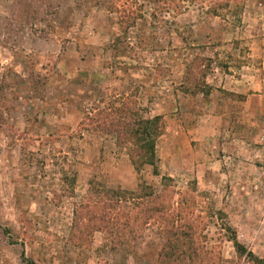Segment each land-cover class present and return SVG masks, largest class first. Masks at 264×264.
Listing matches in <instances>:
<instances>
[{"label":"rangeland","instance_id":"rangeland-1","mask_svg":"<svg viewBox=\"0 0 264 264\" xmlns=\"http://www.w3.org/2000/svg\"><path fill=\"white\" fill-rule=\"evenodd\" d=\"M116 3L0 0V264H264V0ZM124 96L163 119L158 176L83 125ZM140 184L159 219L74 227L92 185Z\"/></svg>","mask_w":264,"mask_h":264},{"label":"trees","instance_id":"trees-1","mask_svg":"<svg viewBox=\"0 0 264 264\" xmlns=\"http://www.w3.org/2000/svg\"><path fill=\"white\" fill-rule=\"evenodd\" d=\"M120 3L121 0H115ZM155 2L164 3V5L171 4L174 7V11L179 13V3H198L201 2L206 5L205 14H211L218 16V12L225 10L229 11V8L239 5L240 0H154ZM167 1V2H166ZM116 3L115 13L120 16V19L125 14L122 5ZM156 3V4H157ZM234 5V6H233ZM122 23V22H121ZM125 24V23H124ZM121 26V25H120ZM195 91L198 90L197 85L194 86ZM195 91L194 94H197ZM204 91V87L200 89ZM204 95V94H203ZM120 106L115 107L108 105L105 109H94L96 115L93 116V112L88 110L82 119L83 125L93 129V123L97 125L94 129L100 132H107L109 135H113L116 140V146L118 148H125L128 153L129 159L135 170H139L142 166H150L153 169V174L158 176L157 157L155 152L154 141L164 131V123L161 116L145 117L143 111L131 102L129 97L120 98ZM92 126V128H91ZM93 129V130H94ZM170 181L169 178L162 177V183ZM91 186V185H90ZM162 184V187H165ZM165 192V188L162 189ZM161 195H155L154 191L145 184H140L134 191H125L121 189H103L97 191L93 185L89 189L87 199L84 203H80L74 210V227L82 225L79 215L88 210L93 209L96 212L104 213L110 211L113 213V217L110 221L104 223L102 219L99 220L101 226L105 230L112 229L113 232L122 235L123 230L131 222L136 226L144 225V223L138 222L137 219L128 221L127 216L131 211H134L137 215L147 216L148 220L158 218L157 214L163 210L164 207L160 205ZM169 207H167L168 210ZM173 208L171 207V210ZM238 251L243 254V249L238 248ZM247 257H256L252 253H248ZM262 262V260H258Z\"/></svg>","mask_w":264,"mask_h":264}]
</instances>
